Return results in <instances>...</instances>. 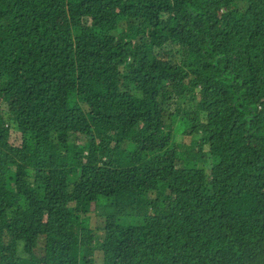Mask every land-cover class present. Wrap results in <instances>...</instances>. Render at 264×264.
<instances>
[{
    "label": "trees",
    "instance_id": "obj_1",
    "mask_svg": "<svg viewBox=\"0 0 264 264\" xmlns=\"http://www.w3.org/2000/svg\"><path fill=\"white\" fill-rule=\"evenodd\" d=\"M98 255L264 264V0H0V264Z\"/></svg>",
    "mask_w": 264,
    "mask_h": 264
},
{
    "label": "rangeland",
    "instance_id": "obj_2",
    "mask_svg": "<svg viewBox=\"0 0 264 264\" xmlns=\"http://www.w3.org/2000/svg\"><path fill=\"white\" fill-rule=\"evenodd\" d=\"M175 140L177 141L178 140V144L181 146V147H183L184 146V143L185 142H188L187 141V139H186V137L185 136H183V135H178L176 138H175ZM82 220H83V226L85 227V228H87V229H93V228H95L96 229V227L97 226H101V223H102V218L101 217H97V218H95V216H90L89 214H84L83 216H82ZM88 235V234H87ZM95 240L96 239H88L87 240V243L88 244H93L94 242H95ZM97 264H102V260H101V256L100 255H98V259H97Z\"/></svg>",
    "mask_w": 264,
    "mask_h": 264
}]
</instances>
